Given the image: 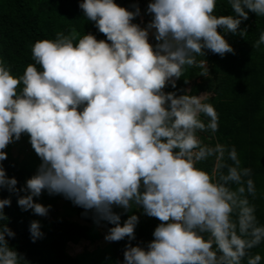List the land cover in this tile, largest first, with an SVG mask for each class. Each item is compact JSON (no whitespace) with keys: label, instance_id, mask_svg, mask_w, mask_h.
Listing matches in <instances>:
<instances>
[{"label":"clouds","instance_id":"9594fccd","mask_svg":"<svg viewBox=\"0 0 264 264\" xmlns=\"http://www.w3.org/2000/svg\"><path fill=\"white\" fill-rule=\"evenodd\" d=\"M217 2L153 0L152 19L141 27L133 23L138 5L130 11L115 0H82L83 17L106 39L73 29L38 40L35 63L19 76L0 60V161L22 134L42 161L23 188L0 164V188L40 216L51 206L34 197L62 194L91 210L97 224L114 225L106 241L135 239L138 216L121 225L114 206L129 213L142 207L160 223L146 248L126 246L123 264H261V254L250 251L264 242L249 199L256 195L252 169L241 165L235 146L205 144L199 135L219 128L210 93L164 90L175 88L185 67L206 76V49L234 54L218 28L243 36L249 12L264 17V0H228L232 14L219 16ZM261 46L264 32L253 44ZM10 205L11 198L0 199V264H27L9 244ZM29 231L33 242L43 237L39 221Z\"/></svg>","mask_w":264,"mask_h":264},{"label":"trees","instance_id":"16d2710c","mask_svg":"<svg viewBox=\"0 0 264 264\" xmlns=\"http://www.w3.org/2000/svg\"><path fill=\"white\" fill-rule=\"evenodd\" d=\"M82 0H0V60L11 69L15 76L22 75L28 64H34L31 48L42 39H54L59 32L69 33L71 30L79 34L91 33L98 40L106 39L96 28L95 22L83 17L79 4ZM115 2L134 11L133 5H138L140 15L133 23L146 27L152 15L147 12V6L153 0H115ZM216 15H231L232 10L228 0H218ZM241 29L247 31L243 36L218 31L234 48L233 53L223 57L205 50L207 60V75H201L203 70L187 68L184 76L176 80V86H166L165 92H176L177 95L188 91L192 94L210 93L212 103L219 116V128L215 134L200 133L205 144L224 143L235 146L243 167L252 169V179L256 187L255 197H249L256 207V216L264 224V46L259 49L253 44L264 32V17H258L249 12L247 20L242 21ZM154 31V30H153ZM152 35V33H150ZM153 45L157 43L154 36L149 38ZM203 59V57H197ZM190 87V88H189ZM3 151L7 158L0 161L9 178L15 177L17 188L26 186L32 170H29L19 158L13 157L10 148ZM199 167L207 168V164ZM28 193L20 192L23 196ZM11 198V205L4 208L7 225L15 232L14 238H8L10 246L22 254L27 264H123L126 246H141L146 248L151 242L153 232L160 221L143 213L142 207L134 208L131 213L114 206L113 210L121 215V225L131 214H136L138 224L135 228V239L129 241L126 237L120 241H110L106 244L98 242L108 229L114 225L101 221L97 224L91 210L74 205L62 194L59 197L50 196L47 190L39 197H34L37 203L51 206L55 212H48V217H41L29 209L24 211L17 204V194L0 188V199ZM62 204L63 212L58 211ZM49 209V210H50ZM39 221L43 237L32 241L30 224ZM104 230V232H101ZM83 242L93 247H84L78 254L70 249ZM251 254L259 253L264 264V242L253 248Z\"/></svg>","mask_w":264,"mask_h":264},{"label":"rangeland","instance_id":"374dc122","mask_svg":"<svg viewBox=\"0 0 264 264\" xmlns=\"http://www.w3.org/2000/svg\"><path fill=\"white\" fill-rule=\"evenodd\" d=\"M190 88V87H189ZM202 94V93H201ZM8 148H10V153L13 157L19 158L21 161H25V162H21L22 164H24L29 170L31 171V176L30 178L36 174L37 169L39 167V165L41 164V159L37 156V154L35 153L34 149L32 148L30 142H29V136L28 134H22L21 138L18 141H15L13 143H10L8 146ZM50 196H56L59 197V194H53ZM63 203H61L58 207V211L63 212ZM49 211L51 212H55V210L50 209ZM41 217H48V214L46 216H41ZM101 232H104V230H102ZM107 233H105L106 235ZM105 235L103 238H101L100 241L98 242H103L104 244L110 242V241H106L105 240ZM93 247L94 245H90L86 242H83L77 246H74L70 249L71 253L73 254H80L83 250L84 247Z\"/></svg>","mask_w":264,"mask_h":264},{"label":"water","instance_id":"95a60500","mask_svg":"<svg viewBox=\"0 0 264 264\" xmlns=\"http://www.w3.org/2000/svg\"><path fill=\"white\" fill-rule=\"evenodd\" d=\"M185 71H186V67H185V69H184V72H185ZM138 219H139V221L141 220V216H140V215H139V218H138Z\"/></svg>","mask_w":264,"mask_h":264},{"label":"crops","instance_id":"0c3cea01","mask_svg":"<svg viewBox=\"0 0 264 264\" xmlns=\"http://www.w3.org/2000/svg\"><path fill=\"white\" fill-rule=\"evenodd\" d=\"M152 35H149V38H151Z\"/></svg>","mask_w":264,"mask_h":264},{"label":"bare ground","instance_id":"6f19581e","mask_svg":"<svg viewBox=\"0 0 264 264\" xmlns=\"http://www.w3.org/2000/svg\"><path fill=\"white\" fill-rule=\"evenodd\" d=\"M151 35V34H150Z\"/></svg>","mask_w":264,"mask_h":264}]
</instances>
